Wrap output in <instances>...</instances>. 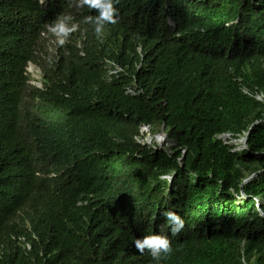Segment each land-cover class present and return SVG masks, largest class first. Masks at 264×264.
I'll return each mask as SVG.
<instances>
[{"label":"trees","instance_id":"obj_1","mask_svg":"<svg viewBox=\"0 0 264 264\" xmlns=\"http://www.w3.org/2000/svg\"><path fill=\"white\" fill-rule=\"evenodd\" d=\"M113 6L98 36L78 0H0V264H156L150 234L160 264H264V0Z\"/></svg>","mask_w":264,"mask_h":264},{"label":"clouds","instance_id":"obj_2","mask_svg":"<svg viewBox=\"0 0 264 264\" xmlns=\"http://www.w3.org/2000/svg\"><path fill=\"white\" fill-rule=\"evenodd\" d=\"M78 2L81 5H87L90 8L97 9L98 15L96 17L89 16L84 19L86 22H91L94 25V31L98 36L101 34L105 23L115 24L118 20V10L113 6L114 0H78ZM69 20H71L70 16L59 17L49 30L56 33L58 36L66 37L75 27V25H72L71 27L68 26ZM58 43L63 44L64 39H59ZM81 54L83 55V52H81ZM105 65L107 68L106 75L108 80H111V77L113 78V76H117L118 72L121 70L118 65L110 60H105ZM26 69L27 73L30 75L28 80L29 83L43 89L44 83L42 81L41 68L36 63L29 62ZM127 92L134 93L132 89H128ZM144 126L147 128L146 131L142 130V127ZM140 131L142 134H145L144 141L146 143H148L147 141H151L153 137L158 143H160L159 145L166 141L165 139L162 142V140L159 139V133L151 135L148 125H142ZM160 134H163L160 137L166 138V133L160 132ZM154 139L151 143L155 141ZM162 215L165 220V224L162 227H168L173 235L178 234L184 227V220L175 211L168 209L165 210ZM132 243L140 253L147 250L152 260L156 261V264H160L161 259L166 258L172 251L167 236L160 234H150L142 238H134ZM28 248H30L29 244Z\"/></svg>","mask_w":264,"mask_h":264},{"label":"water","instance_id":"obj_3","mask_svg":"<svg viewBox=\"0 0 264 264\" xmlns=\"http://www.w3.org/2000/svg\"><path fill=\"white\" fill-rule=\"evenodd\" d=\"M255 124H256V123H254V124L250 127V129H249L248 132H246L242 137L239 138V139H241L240 141H241V145H242V147H247L248 136H249V134H250L251 129L254 127ZM221 137L225 140L226 138L230 137V134H229V133H224V134L221 135ZM225 142H228V141L225 140ZM256 175H257V173H254V174L249 175V176L244 180L243 183H245V182L251 180V179H252L254 176H256ZM258 208H259V210H260V203H258Z\"/></svg>","mask_w":264,"mask_h":264},{"label":"rangeland","instance_id":"obj_4","mask_svg":"<svg viewBox=\"0 0 264 264\" xmlns=\"http://www.w3.org/2000/svg\"><path fill=\"white\" fill-rule=\"evenodd\" d=\"M162 133V132H161ZM159 135V139L160 140H162V142L166 139V138H163V137H160L161 135H163V134H158ZM153 139H154V137H153ZM153 139L151 140V141H153ZM155 140V139H154ZM226 141H228V142H230L231 144H239V146H238V148H241L242 147V145H241V139H233V140H230V138L228 137V138H226L225 139ZM151 141H147L149 144H152L151 143ZM156 141V140H155ZM157 142V141H156ZM158 143V142H157ZM164 143V142H163ZM163 143L161 144V145H163ZM158 144H160V143H158Z\"/></svg>","mask_w":264,"mask_h":264},{"label":"built area","instance_id":"obj_5","mask_svg":"<svg viewBox=\"0 0 264 264\" xmlns=\"http://www.w3.org/2000/svg\"><path fill=\"white\" fill-rule=\"evenodd\" d=\"M142 130L143 131H146L147 130V128L144 126V127H142ZM144 143V142H143Z\"/></svg>","mask_w":264,"mask_h":264}]
</instances>
